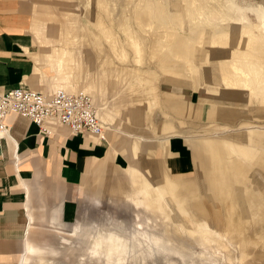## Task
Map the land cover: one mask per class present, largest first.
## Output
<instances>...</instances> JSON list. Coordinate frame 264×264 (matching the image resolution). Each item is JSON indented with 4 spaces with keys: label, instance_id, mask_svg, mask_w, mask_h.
Instances as JSON below:
<instances>
[{
    "label": "crops",
    "instance_id": "1",
    "mask_svg": "<svg viewBox=\"0 0 264 264\" xmlns=\"http://www.w3.org/2000/svg\"><path fill=\"white\" fill-rule=\"evenodd\" d=\"M121 1L89 0L90 4L93 2L94 9L91 18L102 34L101 43L105 44L107 51L87 57L80 50L75 53L69 50L67 44L77 41H72L74 35L67 31L60 19L61 10H68L71 4L78 7L75 0H0V93L22 86L36 91L50 92L61 88L69 93L88 94L99 109V121L106 132V141L101 142L89 132L73 135L69 128L51 121L47 125L52 135L47 136L40 134L39 128L29 119L17 114L8 116L10 133L7 137L0 136V264H24L26 261L28 244L33 241L30 231L33 232L32 211L38 209V205H35L39 203L37 199L41 201L46 196H52L51 201H71L75 198L76 189L83 186L88 176L91 181L85 184L89 198L94 178L109 168L139 171L154 183L157 181L169 195L197 181L174 176L194 172L193 150L180 135L198 128L191 125L180 132L173 126L175 121L167 115V111L179 116L183 115L184 110V114L187 113L198 124L204 119L207 99L188 77V66H197L201 68L199 72L203 73L204 65L188 57L192 54L188 48L190 45L203 48L206 44L225 47L222 51H202L198 54L203 62H210V71L216 73L220 63L227 59L250 60V52L254 49L250 37L253 33L247 25L228 23L225 31L221 22L237 19L234 14L239 11L250 12L240 8L237 11L236 7L233 11L230 7L215 3L214 8H223L227 15H215L217 22L211 23L209 31L213 36L212 43L194 42L197 35L195 28L190 29L189 38L179 36L177 39H166L167 27L163 24L157 26L154 22V39L168 42L167 51L173 63L162 62L160 68L151 69L148 78L143 76L145 73L142 71H135V77L130 80L127 78L131 74L129 70L118 69L115 62L103 61L105 58L133 59L142 65L148 56L144 51L145 41L140 29L125 16V6L129 5L137 12L136 20L145 21L140 12L141 1L130 0L127 5ZM161 1L174 3L179 11L187 8L186 0ZM187 1L196 3V6L207 2ZM235 1L244 7L263 3V0ZM156 3L151 1L144 13L157 21ZM205 10L198 7L197 16L204 17L207 14ZM79 25L80 22H75L69 27L73 29ZM220 35L227 36L226 43H221ZM34 40L38 44L36 53ZM152 44H155V40ZM221 53L223 58L217 56ZM152 54L153 57L157 55ZM36 59L40 60L42 66L46 63L45 66L51 67L58 77L50 78L43 72L37 75ZM200 75L199 81L204 82V74ZM164 81H182L192 86L201 94L200 103L192 107L186 103L188 97L161 96L159 87ZM213 81L219 84L218 77ZM140 91L143 95L146 92L145 99L138 94ZM156 115L165 117L162 124L153 119ZM149 143L155 145L149 146ZM202 145H199L201 149ZM156 157L162 159L168 172L163 167L153 165ZM23 245L25 250L22 249ZM32 253L28 264L36 263L38 256H34L36 252Z\"/></svg>",
    "mask_w": 264,
    "mask_h": 264
},
{
    "label": "rangeland",
    "instance_id": "2",
    "mask_svg": "<svg viewBox=\"0 0 264 264\" xmlns=\"http://www.w3.org/2000/svg\"><path fill=\"white\" fill-rule=\"evenodd\" d=\"M75 1L76 5H78V7L76 6L77 8H75L74 4H71L70 6L72 7H70L68 10H61V21L63 22V24H65L67 31L69 30V32L74 35L72 41H77L75 43L71 42L67 44V47L74 53L80 50L87 57L93 56L98 52L107 51L105 48V44L101 43L102 34L99 30H97L91 18V15L94 12L93 2L90 4L89 0ZM129 1L130 0H122L121 3L123 2V4L127 5ZM135 1H141L142 5L140 12L143 13L145 21L141 19L136 20L135 14L137 12H135L134 7L129 5H127L129 7L125 6V16L127 18H130L132 22L137 25V27L141 31V36L145 41L144 51L148 56L144 60V64L139 65L133 59H103V61L106 63L115 62L118 69L124 68L129 70L131 74H129L130 76H128L127 78L130 80L135 77V71H142L143 73H145L143 76L148 78L152 68H160L159 65L162 62L173 63V60L170 58V55L167 51L168 42H162V40H160L159 38L154 39L152 31V29L156 27L154 22L157 23V26H162L163 24V26L167 27L166 29L168 35L166 36V39H177L179 36L189 38L190 29L197 28V35L195 36L196 39L194 42L212 43L213 36L209 34V31L211 30V23L215 24L217 22L218 18L215 15H227V12H225L223 8L215 9L213 5H215V3H218L219 5L225 6V8L230 7L231 10H235L231 7L230 0H213L211 2L207 0L205 5L203 3L198 4V6H196V3H191V1L186 0L187 8L182 11H179V7H176V5L172 2H162L161 0H154L157 2V8L155 12L157 16L156 21L150 16H145L146 13H144L147 10L148 4L153 0ZM198 7L199 9H207L205 10L207 14L204 17L197 16ZM238 7L240 9H252L257 6L254 5L244 7L243 5L239 4ZM239 8L237 11H239ZM128 10L132 12H127ZM234 15H236L238 18H231V21L237 22L238 20H240V18H244L245 21L249 22V25L257 22L256 17L248 12L239 11ZM75 22H80L79 27L73 29L69 27V24L71 25ZM145 22L147 24H144ZM226 24L228 23L223 24L225 26V31L228 29V26H226ZM246 25L247 28L252 31L251 27L248 24ZM94 35H96L95 38ZM119 36L122 35L119 33ZM250 37L253 39L252 47L254 49L255 47H263L264 33L254 32ZM219 38L222 40L221 43H226V35H220ZM153 40H155L154 45L152 44ZM37 45L34 40V53L38 51ZM189 47L190 48L188 49L192 54L188 57H191L194 62H197L200 65H204L207 73V79L209 82H212L213 78L210 73V62H203L198 54H200V52L202 51H206L208 53L222 51L225 47L212 44H206V46L203 48L198 46L194 47L192 45H190ZM152 53H157V55L153 57ZM193 53H196L197 55H194ZM217 56L220 57V54H218ZM183 57L186 56L184 55ZM178 60L180 61L181 59ZM224 62L220 63V65ZM36 64L37 75L43 72L47 75V77H58L51 67L45 66L46 63L44 64V66H42L40 64V60L36 59ZM168 69L172 68L169 67ZM59 89L61 88H55L50 92H45L44 90H40L39 92H42L47 96H51L55 91ZM141 93L142 91H140L138 94L140 96H143V98L145 99V97H147L146 92H144V95ZM159 93L163 97L165 95L174 97H188L189 99L186 98V103H188L192 107H196L201 100V94L192 86L190 87V85L182 83V81L162 82L159 87ZM206 102L207 114L204 116L203 120H200L199 124L193 121V118L188 116L187 113L184 114V110L182 113L180 112L183 115L179 116H176L174 113L167 111V115L172 116V119H174L175 121L173 126L176 127V129L180 132H184L186 127H189L191 125H196L198 128L197 130L189 131L188 133L180 135V137L184 138L193 150L195 160L194 172L189 175H170L174 177L191 178L190 181H194V179L197 181H194L192 184H190L188 188L180 187L176 193L170 195L166 194L165 190L159 186L157 181H155V184H157L158 188H160V190L164 192L163 194L165 196H168L167 199L170 203V208L172 211L171 216L173 221L175 220L176 224H181V226L183 225L187 229L193 227L194 223V226L197 224L209 223L214 231H216L217 233H223L227 224V219L225 218L226 210L228 208V210L231 209L232 212V207L234 206L229 194L222 197L224 199H221L215 193V190H212L210 188L209 184L211 182L213 184V182L215 180H218L220 176L222 178H228L233 183L232 187L230 188L231 193L238 200V202L240 201V211L243 212V218L240 221L238 228L245 229L247 232L246 235L243 236L242 245L244 247V250H238L234 248L236 250L234 252L232 251L231 255H245L247 261L249 260L248 264H264V251L262 250L263 247L261 249V252L263 253L259 252L258 250L253 251L249 249V246L252 243L250 241H253V239L257 238V235L260 236L261 239L264 238V154L260 155L259 153L249 151V153L245 156H240V154L236 152V149H239L242 143L232 140L229 142V148L231 149V152H225L223 156L216 157L217 159L220 158L223 160L222 162L224 164V168L222 169V166L221 168L219 167V165H222L221 162L217 161L215 157H209L211 153H209L210 146L208 145L213 138L218 136H240L247 132H257L258 130L264 132V93L260 96L254 94L253 103L251 104V106H246L247 108L242 106L239 107L240 109H245L248 111L251 110V114L240 113L230 116L231 113L228 114L229 109L224 107L213 108L210 107L208 99L206 100ZM153 119L160 125L162 124V122H164L165 117L163 115H156L155 117H153ZM251 142H258V144L262 143V147H264V134L258 135L257 137L256 135H253ZM148 145L154 146L155 143H149ZM199 145H202V149L199 147ZM260 156L262 157L261 162L256 166L252 165V160L257 159ZM153 165H158L160 167H163V169H165L167 172L169 171L168 169H166L165 163L160 157H156L153 160ZM110 169L111 170L107 173L110 172L115 176L114 183L117 186L118 190L120 189L121 193L127 192L126 185L130 183H132L135 188H144V186L146 185V179L144 177H139L137 171H122L120 169L113 168ZM218 173H220L221 175L219 174L218 176ZM88 177L85 179L83 186L76 189L74 193L75 198L71 201H51L52 196H46L45 198H42L41 201L39 200L40 198L37 199L39 203H35L36 206L38 205V209L32 211L34 215L32 244L34 249L41 250L36 252V256L42 257L41 259L46 264H103L99 259V256L96 255L93 257H80L81 252H79L78 249L70 248L67 245V243H72L73 240L75 241V244H86L84 243L85 241H83V239L81 240L79 238L80 236L75 233L78 227H83L84 231L93 227L94 231L96 233L98 232L96 235L99 234L106 237L113 233L123 236L126 235L127 237L126 232H130V228L127 226L128 224H132V220L134 219L133 207L126 203L124 200H119V198H121L120 196H118L117 198L113 196V198L109 199V196L105 194L102 197L101 203L95 201L93 197L89 198L86 194L87 186L85 184L91 181V178L88 179ZM246 177L249 179V182L247 184V187H249L248 190L244 189V186L241 182V180L245 182L248 181ZM93 182H95V178ZM227 201L228 203H226ZM208 213H210L211 215L214 214V218L216 219L208 220ZM177 214L180 216V219ZM215 214L217 216H215ZM233 217L238 218L236 211L233 212ZM198 220L199 222H197ZM85 238L87 239V237ZM247 243L249 245H247ZM25 248V245H23L22 249L25 250ZM219 253L221 254L220 251H209L207 253L204 252L202 258L196 257L194 258V260L196 261V264H229L226 263L225 260H223ZM171 257L174 259L175 264H192L190 262L191 260H187V263L183 262V260L180 259L177 253H173ZM168 260L169 257H166V253L162 252L160 256L153 257L150 261L151 264H166L168 263Z\"/></svg>",
    "mask_w": 264,
    "mask_h": 264
},
{
    "label": "bare ground",
    "instance_id": "3",
    "mask_svg": "<svg viewBox=\"0 0 264 264\" xmlns=\"http://www.w3.org/2000/svg\"><path fill=\"white\" fill-rule=\"evenodd\" d=\"M231 7L233 9H235V7L236 9L239 8L235 0H232ZM247 11L256 17V23L249 25V22L245 21L244 18H240L237 22H230L229 19L221 20V22L222 24L232 23L233 25L248 24L252 29L251 32L264 33V0L263 3H260L257 7L247 9ZM250 53V60L235 59L236 61H231L227 59L219 66L217 73L210 71L212 78H219V84L215 83V81H208L206 76L207 73L204 68L202 69L203 73H201L199 72L201 68L199 69L197 66H188V77L193 81L195 87L201 89L204 97L209 100L210 107L227 108L229 109L228 114L231 113L230 116L240 113L251 114V110L248 111L240 109L239 107L251 106L253 103V95L257 94L260 96L264 93V41L263 47H255ZM223 56V53H221L220 57L223 58ZM199 74H204V82L199 81ZM95 109L99 119V109L96 106ZM253 132H247L240 136L223 135L213 138L210 144H208L210 146L209 153H211L209 157L216 158L223 156L225 152H231L229 142L232 140L242 143L239 149H236V152H238L240 156H245L249 151L259 153L260 155L264 154L262 143L258 144L259 141L256 143L251 142L253 135L257 137L258 135H263L264 132H261V130ZM259 158L252 160V165H258L262 160L261 156ZM216 160L222 163L219 167L221 168L222 166L223 169V160L220 158H216ZM110 170L109 168L102 174L96 175L95 182H93L91 188L90 197H93L95 201L101 203L102 197L105 194L109 196V199L113 198V196L115 198L120 196L121 198H119V200H124L131 205L134 210V219L132 220V224H128L127 226L130 228V232H126L127 237L126 235L123 236L116 233L106 237L99 234L96 235L98 232L96 233L93 227L85 231L83 227H78L75 233L79 235V238L81 240L83 239L86 244H75L73 240L72 243H67V245L70 248L78 249V251L81 252L80 257H93L97 255L103 264H151L150 260L153 257L160 256L161 253L164 252L166 253V257H169L168 263L166 264H175L174 259L171 257L173 253H177L183 262L187 263V260H191L190 262L192 264H196L194 258H202L204 252L220 251L221 254H219L226 263L248 264L249 260L247 261L245 255H231V252H234L236 249L244 250L242 245L243 236L246 235L247 232L245 229L238 228L243 218V212L240 211V201L238 202L231 193L230 188L233 183L228 178H222L220 176L213 184L212 182L209 184L210 188L212 190L214 189L215 193L221 199H224L222 197L229 194L234 206L232 207V212L230 208V210H228L226 207L225 218L227 219V224L223 233H217L209 223L197 224L195 226L194 223L193 227L187 229L185 226H181V224H176L171 216L172 211L167 199L168 196H165L163 194L164 192L158 188L157 184L139 173V171H137L139 174L138 176L146 179L144 188H135L132 183H130L126 185L127 192L121 193L120 189L118 190L114 183L115 176L110 172L107 173ZM219 174L220 173H218V176ZM247 180L246 182L241 180L245 190L249 189V187H247L249 179L247 178ZM226 203H228V201ZM233 210L237 212L238 218L233 217ZM177 216L180 219L178 214ZM215 216L217 215L215 214ZM207 219L213 220L216 218H214V214L211 215L208 213ZM197 222H199V220ZM30 233L32 235V230ZM85 237H87V239ZM256 237L257 238L253 239V241L249 240L252 242L249 249L261 252L263 247L262 250L264 251V238L261 239L258 235ZM32 242L33 241L28 244V257L24 264L30 262L29 260L32 252L41 251L34 249ZM247 245L249 244L247 243ZM41 258L42 257H37L35 264H46Z\"/></svg>",
    "mask_w": 264,
    "mask_h": 264
},
{
    "label": "built area",
    "instance_id": "4",
    "mask_svg": "<svg viewBox=\"0 0 264 264\" xmlns=\"http://www.w3.org/2000/svg\"><path fill=\"white\" fill-rule=\"evenodd\" d=\"M10 114L29 119L42 135H52L47 123L54 121L69 128L71 134L89 132L99 141H106V132L99 123L91 96L58 90L53 95L19 86L0 93V136L7 137L11 127L7 123Z\"/></svg>",
    "mask_w": 264,
    "mask_h": 264
}]
</instances>
